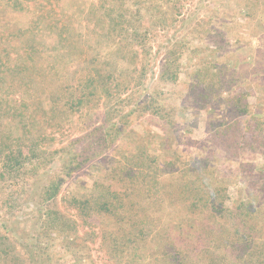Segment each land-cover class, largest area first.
<instances>
[{
    "label": "rangeland",
    "instance_id": "obj_1",
    "mask_svg": "<svg viewBox=\"0 0 264 264\" xmlns=\"http://www.w3.org/2000/svg\"><path fill=\"white\" fill-rule=\"evenodd\" d=\"M34 1L10 0L9 4H3L0 0L1 40L9 33L18 35L21 29L30 25L32 14L20 2L32 9L30 6ZM60 1L61 11L73 16L71 20L76 23L72 37L75 39L79 32H84L86 39L83 40L88 43L90 39L87 46L82 40L79 49L76 50V45L72 52L76 50L81 58L85 56L91 62L98 60L96 54L92 55L95 47L90 28L96 22L101 6L119 5L121 0ZM124 1L125 9L118 10L116 14L124 12L127 18L132 15L144 17L140 21V34L144 37V30H148V52L151 51L147 62L139 56L138 61L144 59L147 63L143 70L130 57L129 62L137 63L139 69L133 73L134 91L132 85L128 92V95L135 94L127 98L129 104L124 102L130 105L124 110L138 111V104L146 99V94L157 88L160 93L158 99L164 103L165 116L161 118L136 112L101 156L71 174L64 171L61 159L52 161L50 154H46L47 163L28 160L23 168L9 170L0 176V234L8 236L6 243L10 246L9 262L0 261V264H16L17 259V264H28V260H33V264H126L124 257L120 260L108 253L111 243L107 240L109 234L123 236L126 225L96 213L92 200L95 189L102 192L113 187L123 193L126 186L115 174L124 157H131L134 153L146 154L149 151L162 166L161 172L167 173L187 168L192 160L200 162L207 159L205 175L208 185L210 188L221 186L230 205L237 206L241 199L246 198H252L255 203L264 201V0H175L169 5L176 6V16L168 10L172 7L163 6V0L162 6L159 3L156 10L152 8L151 0ZM139 5L141 12L138 11ZM166 11L172 16L173 24L164 23ZM42 34L40 32L35 38L42 40ZM130 34L136 37L135 33ZM26 37H20L21 41L28 40L31 35ZM172 40L184 47L178 60V78L175 83L160 82L158 86L160 63L164 60L160 57L161 51ZM127 44L140 45L138 38L130 39ZM100 46L104 47V44ZM38 48L47 52L38 59L47 65L51 58L48 47ZM157 49L160 55L154 54ZM116 55L106 62L112 63ZM35 57L38 58L39 54ZM82 61L77 66L80 72L89 65ZM65 65H70L69 60L65 59ZM98 67L105 66L99 62ZM49 68L54 69L52 66ZM55 70L59 73L52 74L53 77L45 75L48 70L38 68L31 72L37 79L31 87L51 85L52 89H59L61 85L70 86L73 81H78L73 80L74 68ZM140 76L143 80L137 85ZM128 80L132 81V77ZM15 85L18 86L17 83ZM25 89L13 88V94L27 101ZM42 89L40 93L44 92ZM118 101L101 100L98 103L97 99L94 100L90 108H84L72 121H67L65 131H61L64 135L62 142L49 141L46 151L63 143L68 146L71 143L75 147L81 137L94 129L99 134L105 119V107L117 105ZM14 132L16 136L26 131ZM46 132L50 131H27L23 141L16 146L10 144L11 149L27 147L34 139H43ZM31 134L35 137L29 141ZM139 160L135 159L131 164L136 165ZM56 175L59 176L56 183L60 181L59 193L54 199L46 200L44 191ZM164 179L165 184L173 182L171 174ZM85 200H89L91 206L79 210L77 201ZM173 204L169 201L162 204L167 215L162 219L165 225L177 219L180 221L178 208L184 204L178 202L176 207ZM254 211L258 217L251 213L252 217L248 215L249 223L252 229H256L257 222L261 225L257 226L258 235L254 230L250 233L264 238V210ZM203 222L208 225L212 221ZM155 246L153 242L143 248V257L132 264H144L143 261L145 264H159L155 260H144L145 255L155 251Z\"/></svg>",
    "mask_w": 264,
    "mask_h": 264
},
{
    "label": "trees",
    "instance_id": "obj_2",
    "mask_svg": "<svg viewBox=\"0 0 264 264\" xmlns=\"http://www.w3.org/2000/svg\"><path fill=\"white\" fill-rule=\"evenodd\" d=\"M1 1L3 4L4 2L9 4L10 0ZM151 1L152 8L155 10L159 3L162 6L161 0ZM173 1L175 0H163V6L172 7L168 10L172 16H176L178 14L175 11L176 6L169 5ZM60 2V0H36L31 3L32 9L20 2L25 6L26 11L32 14L30 25L21 29L18 35L14 36L9 33L4 40L0 39L1 177L9 170L23 168L28 160L47 163L46 154H50L52 161L61 159L64 163V171L71 174L101 156L108 144H113L115 137L120 136V131L136 112L161 118L165 116L164 103L158 99L160 93L157 88L146 94V99L138 104V111L129 112L131 108L128 111L124 110L125 106H130L125 105L124 102L129 104L130 101L127 98L135 94L128 95L129 87L133 85L132 90L134 91L136 84L133 73L139 68L143 70L146 67L148 54H151V51L148 52L150 45L148 30L143 29L144 37L140 34L142 29L140 21L144 17L132 15L131 18H127L124 12L116 14L118 10L125 9L124 0H121L119 5L101 6L102 11L98 10L96 22L90 28L94 36L91 41L95 47L92 55L96 54L99 59L91 62L87 57L81 58L82 55L77 54L76 50L83 41H86L83 40L86 38L84 32H79L75 39L72 37L76 23L71 20L73 16L61 11ZM141 10L142 7L139 5L138 11L141 12ZM167 15L170 14L166 11V17L163 18L164 23L173 24L172 16ZM40 32L43 33L41 36L43 41L35 38ZM21 33L23 35H20ZM130 33L136 34L138 43H140L138 47L127 44V41L132 38L137 40ZM27 35H31V38L28 37V40L21 41L20 37ZM88 43L86 41L85 45L87 46ZM100 44H104V47ZM76 45V50L72 52V48ZM40 46L42 49L44 46L49 49L48 54L51 58L47 65L38 60L47 54L38 48ZM65 50L67 53H63ZM181 52H184L183 45L180 42L173 43V40L168 41L161 55L157 49L154 54L160 55L164 60L160 63L161 74L158 76L156 85L159 86L160 82L175 83L177 81L178 60ZM37 54H39L38 58L35 57ZM115 54H117L116 60H112V63L106 62ZM131 56L139 64V68L137 63L129 62ZM139 56H143L146 62L144 59L138 61ZM83 58L85 60L82 61ZM65 59L69 60L70 65L67 67ZM81 61L89 64L82 71L83 74L77 69ZM99 62L105 67H98ZM49 66L54 69H50ZM38 68L48 70L45 75L50 77L58 72L55 69L74 68L73 80L78 81H73L70 86L61 85L59 89H52L51 85L32 88V83H36L37 79L31 72ZM129 77H132V81L128 80ZM142 80L143 76H140L137 85ZM16 83L18 86L15 85ZM22 87L27 89H25L28 95L27 101L13 94L15 93L13 88L22 90ZM41 88H44L42 93H40ZM123 95L128 96L120 99ZM96 99L98 103L101 100L109 102L113 99L119 100L117 105L105 107V119L100 125L99 134L94 132L96 129L91 130L93 132L87 133L76 142L77 149L71 146L73 145L71 143L69 146L63 143L57 147H50L47 152L48 147L46 146L49 141L55 143L58 140L59 144L62 142L64 135L61 131H65L67 121H72L73 117L81 114L84 108H90ZM14 131L26 132L14 136ZM27 131L50 132H46V136L41 140L34 139L27 147L11 149L10 144L15 145L23 141L27 136ZM67 131L71 129L67 128ZM34 137L35 135L31 134L29 141H32ZM135 159L140 160L136 165H132ZM206 166H208L207 159L200 162L192 160L187 168L175 173L174 171L167 173L161 172L162 166H159L158 160L152 157L149 151L146 154L136 155L134 153L131 157H124L119 171L115 174L126 186L123 193L113 187L106 188L102 192L95 189L96 194L92 200L96 213L126 225L123 236L108 235V243H111L108 253L120 260L124 257L126 264H132L143 257V248L154 242L155 251L144 256V260L149 262L155 260L159 264H264V238L250 233L254 230L258 235L257 226L261 224L257 222L256 229H252L248 216L252 213L258 217V213L254 210L258 212L264 210V201H259L261 204L256 205L257 202L255 203L252 198H246L241 199L237 206L230 205L222 193L221 186L209 187L205 175ZM167 174H171L172 184H165L164 178ZM57 178L59 176L56 175L48 183L44 191L46 200H52L58 195L60 181L56 183ZM165 201L174 203V207L178 202L184 204L178 208L180 211H177V218L184 222L180 223L177 219V222L172 221L165 225L162 221L163 217L167 216L163 207ZM77 205L79 210L87 209L91 206V202L89 200L77 201ZM205 219L212 222L207 225L203 222L206 221ZM206 225L210 229H207ZM212 227L216 229L213 230ZM8 241L7 235L0 234L1 262H9L10 246L6 243ZM18 261L19 259L15 260L16 264ZM143 263L145 264L144 261ZM28 264H33V260H28Z\"/></svg>",
    "mask_w": 264,
    "mask_h": 264
}]
</instances>
